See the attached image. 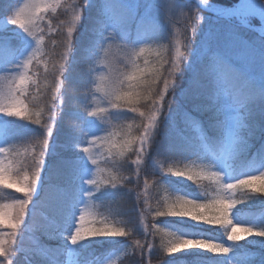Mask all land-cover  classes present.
I'll return each instance as SVG.
<instances>
[{
    "label": "trees",
    "instance_id": "trees-1",
    "mask_svg": "<svg viewBox=\"0 0 264 264\" xmlns=\"http://www.w3.org/2000/svg\"><path fill=\"white\" fill-rule=\"evenodd\" d=\"M16 1L0 0V17L6 14ZM178 1L188 8L185 12L188 16L187 20L179 22L180 25L183 23L181 25V38L183 39V46L185 45L183 47L185 52L191 51V47L194 46L193 42L191 44L186 37V25L196 21L195 14L190 13L191 9L204 16L194 34V38L197 40H201L205 32L204 20L211 23L213 32L225 31V22L215 15L201 11L191 2ZM210 1L219 4H231L236 0ZM102 2L103 0H89L88 4L83 7L82 18L76 25L72 46L69 48L68 60L64 62V65L62 64L64 66L63 73L57 70L59 69L61 48L64 46L65 49L67 48L65 41L63 42L62 33L64 22L68 18V10L67 8L64 9L63 6L50 16V20L57 23L59 27L53 37H46L45 39V47L48 51L47 68L41 71L37 80L38 86L35 85L31 89L28 105L33 113L42 110L44 113L42 124L47 122L46 105L51 102L50 98L54 94L55 84L53 81L56 76H59L60 82V91L55 92L58 97L56 103L58 105L61 101L63 103L60 109L58 108L59 114L52 124L53 128L46 148L45 166L40 188L31 197L24 222L18 229L15 243L12 246L10 256L12 264H63L65 262L67 247L65 242L57 236V231L63 227L67 229L77 201L81 197V189L78 185L83 165L81 144L87 133L84 115L85 104L83 105L82 100L89 91L88 82L85 81L82 71L86 60H88L87 57L100 35L97 29L101 19ZM105 21H107L106 17ZM246 37L264 44V38L255 32H248ZM49 38L56 42L55 45L49 43ZM21 44L22 42H16V50ZM159 55L161 60L158 58L151 69H160L158 74L164 75L169 64L168 49L161 48ZM193 66H195L194 69L186 68L185 63H182L181 72L177 73L176 78H174L175 103L167 113L162 111L150 138V150L147 156L150 158V153L153 151L156 158L166 164L168 172L157 182L153 179V190L146 193V199L150 201L152 208L151 211L146 212L145 217L148 221L154 222L153 226L148 228L149 233L144 236H136L137 233L134 232L137 228L135 208H139L140 205L138 206V204L144 203V201L142 194L137 195L136 199L133 198V194L137 191L136 188L140 187L139 184H142L143 181H149V178L143 174L144 166L149 160L143 165V168L141 167L143 171L141 169L136 173L132 171L131 179L130 175H126L128 173L126 169L131 167L132 157L129 154L113 155L104 162L101 174L104 181L115 177L114 182L117 185H104L102 182L101 190L94 194L93 203L97 213L117 221L120 226L124 227L123 230L127 235L120 236L115 240L92 241L80 249V260L87 262L97 253L103 256L118 248L122 241H128L132 246L136 245L137 247L140 243H142L140 245L145 246L152 245L151 248L145 250L146 264L148 261L150 264H227L223 255L198 252L169 254L166 251L171 240V231H174V228L182 230L185 235L199 234L206 238L218 239L226 234L224 225L195 226L183 217L167 214L164 216L155 215L156 211L167 212L166 206L169 205L170 192L175 191L180 197L188 196V194L197 197L198 191L203 190L205 193L208 191L207 189L211 186V181L208 179L199 178L183 182L175 174L186 168L194 158L201 154L206 158L209 154L218 151L224 141L222 118L219 117V114L215 115L213 110L207 108L196 112L197 118L201 120L203 125V136H199L197 130L190 124L186 125L181 118L185 109L191 110L193 107V101L187 97L186 93L190 90L194 77L199 76L203 80L202 95L196 103L209 105L214 97L219 96L218 94L224 95L222 91H219L221 86H218L217 90L215 81L205 74L204 57L200 58ZM160 81H158L159 86ZM37 87L40 89L39 92ZM142 87L147 94L148 86ZM242 87L252 88L247 84ZM168 99H171V94H169ZM243 105H247L248 110L245 111L246 122L242 127V133L247 136L249 143L245 148L238 149L236 153H231L235 174L241 172L251 161L254 160V165H259L264 159V96H257ZM137 107L139 111L135 113L127 109H120L116 114V122H120L123 117L124 120L134 121L137 124L142 118L140 112L145 113L150 110L151 104L141 101ZM26 121L34 123L30 120ZM220 138H222V143ZM203 140L208 141V145L205 147L202 146ZM150 171V169L146 170L147 174ZM154 175L157 173L152 176ZM175 187L180 190H171ZM235 197L240 202L233 207L236 216L241 217L246 222L257 219L264 226V193L240 189ZM249 201L261 202V204ZM135 203L136 205H134ZM161 221L169 222L170 226L168 227L171 230L161 224ZM53 233L56 235H52ZM10 239L9 236L8 240ZM142 240L143 242H141ZM236 243V249L234 248L237 253L235 255L236 264H264V254L261 253V248L240 241H236ZM133 254V251L126 253L118 264H141L142 253Z\"/></svg>",
    "mask_w": 264,
    "mask_h": 264
},
{
    "label": "rangeland",
    "instance_id": "rangeland-1",
    "mask_svg": "<svg viewBox=\"0 0 264 264\" xmlns=\"http://www.w3.org/2000/svg\"><path fill=\"white\" fill-rule=\"evenodd\" d=\"M25 0H17L16 3L12 6L22 5ZM47 3L54 4L55 10L52 8H48L44 13H42V20L37 21L38 27L43 30V34L46 37H53L55 31L58 29L59 25L54 23L50 20V16L53 13H56L60 8L64 6V9L67 8V19L64 22V31L62 33L63 42L65 41V45L67 43L66 34L69 27L72 26V18L75 15L74 6L78 5L80 0H46ZM116 5H120L124 2V0H113ZM208 3L214 5H221L219 3H213L207 0ZM67 5H66V4ZM143 4L147 6L146 8V15H150L151 17V27H148L146 32L141 35L140 30L137 27L136 21L126 22L120 26H113L110 21H106L108 27H114V38L116 40H120L126 44H128L127 48L119 47L121 42L117 41V45H114L110 54L109 58L113 61L114 66L118 68H122L123 65L127 64L128 67L126 71L130 72L132 70V65L129 63L130 59V49L138 46L140 44H148V51L138 60L139 66L141 68H152L155 65L156 60L160 59V49L167 48L169 53V64L167 65V70L171 67V63L175 60L176 56V49L179 47L181 51H184L185 45L183 46V39L181 38V25L179 24L180 21H186V11L188 8L179 2L178 0H143ZM11 9V8H10ZM192 10V9H191ZM9 11V10H8ZM7 14H4L0 17V64L4 66H0V76H3L8 73H16L19 70L24 71V69H20L19 65L22 61L27 58L33 50L37 47V38L33 37L30 33L24 31L20 27L16 25H12L7 22L6 17ZM189 19V18H188ZM78 21H76L77 25ZM205 32L201 37V40H197L196 38L193 39L192 51L189 52L188 59L185 60L186 68L194 69L193 66L198 60L203 58L201 52L202 49L210 44L214 43L217 46H222V34L223 30L217 33L213 32L211 29V23L209 21H205ZM75 25V27H76ZM225 29V28H224ZM106 31V29H105ZM256 34V33H255ZM253 46L255 47L254 51L250 53L247 58H240L233 56L232 62L236 65H241L245 76L247 77V81L241 80L238 82L237 86L242 87L243 85H248L249 87L259 89L264 87V44L255 40H251L246 37ZM16 42H22L20 47L16 50ZM103 42V37L99 35L97 38V42L94 45L92 51H90L87 59L86 64L84 65L83 69V76L86 82H88V74L90 69L91 71V78L95 80L99 75L100 71H105L103 66L100 64L99 58H97L94 62L93 59L96 55H99V43ZM67 52L69 55V48L65 49V46L61 48L60 53V63L59 68L66 60L62 57ZM185 52V51H184ZM187 55L188 52H185ZM205 59V58H204ZM47 60H48V51L45 47V41L41 46V53L39 58V63L33 62L32 65L29 66L28 72L29 75L33 77L34 80H38L41 74V71L46 70L47 68ZM147 60L148 63L145 65L144 61ZM161 60V59H160ZM98 69L99 71H96ZM167 72V71H166ZM166 72L164 75H166ZM171 81L174 78L168 77ZM243 82V83H242ZM254 84V85H253ZM4 86V81L0 80V87ZM35 85L30 86L27 92L25 93V103L28 104L29 100V93L31 89L34 88ZM89 91L83 97V105L85 104V108L91 110L89 106H96L99 105L101 107L106 106V98L101 93H93L95 92L94 84L88 83ZM160 88H163V82L160 81ZM172 85L170 84V89ZM224 93L223 96L214 97V99L208 104H204L202 109H211L214 111L215 115L219 114V117L222 118V122L225 127L224 131V141L223 146L219 149L216 153H211L209 156L204 158L202 154L196 158H194L190 164L183 168L179 172H189L195 171L199 172L203 170L206 174L205 179L211 181V186L208 188L206 193L203 191H198V196L193 197L188 194V196L180 197L179 194L174 192H170V199H168L169 204L176 203L178 200L182 198L193 199L196 201H204V200H211L218 195L223 194L221 191V185L223 183H234L239 179H244L246 176L249 175H260L264 173V159L260 163L259 166H254V160L243 169L241 172L235 174L232 171V152L238 151V149L245 148L246 145L249 143L247 136L242 133V127L245 125V111L248 110L247 105H240L236 106L233 104L232 99L228 96V89L227 87L221 86V89ZM172 109V108H171ZM120 109H110L109 112L106 114L104 118L97 117L95 115H89V113L85 111V118H86V129L87 133L82 141L81 148L83 152V165H82V172L79 178L78 185L80 186L82 195L77 201L76 209L74 210L73 214L71 215L70 225L67 227H63L61 230L57 231V236H59L62 241L66 242L68 246L67 250V259L65 264H118L123 256L126 253L134 252L137 255L139 252L142 253V260L141 264H146V249L148 248L145 245H131L128 241H122L121 245L111 251L110 253L101 256L100 253L94 255L93 262L88 263H81L78 260V254L81 248H84L87 244L91 243L92 241L103 242L107 240H115L120 236H94V237H87L77 241L76 243L71 242V235L74 233L75 228L78 225V218L81 213L85 214L84 220V227H111V228H121L124 227L120 226L117 221L112 220L109 217L100 215L97 213L93 199L94 194L101 190L102 182H104V178L102 176V170L104 168V162L106 159L113 155H124L129 154L131 158L130 168L126 175H130L136 173L140 169L142 170L143 165L147 162L144 166L145 171L143 174L149 178V181H143L142 184H139L140 187L136 188V192L133 194V198L136 199L137 195L140 196L142 194V198L144 203L138 204L139 208H135L136 212V226L137 228L134 230L136 236H144L145 234L149 233L148 228L149 226H153L154 222L148 221L146 219V212L149 210L151 211V203L149 200L146 199V193L152 188V181L153 179L157 182L163 176L167 175V166L165 163L160 161L156 158V155L153 154V151L150 153V158L147 156L150 150V146L148 147L145 154L140 157L138 163L137 161V154L132 148H127L125 150L116 151L114 150L111 155L107 152L105 148H101L98 151L94 150V158L97 159L98 164H93L91 159L88 157L87 153L83 151V146L87 145L90 138L94 136H105L109 132H117L121 135L115 137L117 143H124L125 140L130 138L138 137L143 129L140 127L142 123H147V116L151 112L150 110L145 112V115L140 118L141 121L134 123V121L124 120L121 118L120 122H116L117 113ZM46 117V116H45ZM47 123L52 125L51 121L47 120ZM193 126L199 136H203V125L201 120L197 119V121L193 124ZM46 128L40 124H34L31 122H27L25 119H21L16 116L8 115L7 113L0 112V148H9L10 151L7 153H0V159L5 158L7 160L13 161V173L16 176L22 177L24 174H28L29 176L32 175V150L35 147L36 151L39 152V148L37 147V142L45 137L46 135ZM50 136H48L49 141ZM220 144V141H219ZM208 145V141L203 140L202 146L205 147ZM138 146V145H137ZM203 153V152H202ZM46 154V150H45ZM231 156V158H230ZM144 162V163H143ZM45 166V157L44 163L42 165V169L40 172L39 180L37 182L35 190L32 192L31 197L38 192L41 184L42 175L44 172ZM152 166V168H151ZM197 166V167H195ZM142 167V168H141ZM150 169L151 171L147 174L146 170ZM125 171V169H124ZM211 172H218L221 174L222 180L217 181L213 177L207 176L208 173ZM152 176L153 174H156ZM97 178L100 187H96L94 185H89L87 181L92 178ZM132 179V176H131ZM179 179L183 182L191 181L184 176H179ZM134 180V178H133ZM135 184V183H134ZM257 185H259V181H257ZM177 186V185H175ZM133 189V188H132ZM240 189L251 190L248 188H239L235 190L233 193H228L233 199H236V193ZM171 190H180L178 187H175ZM26 197L23 194L18 193L15 189H9L4 185H0V205L4 204H12L17 199H25ZM147 200V201H145ZM237 200V199H236ZM249 202H256V201H249ZM240 203V202H239ZM136 205V203L134 204ZM186 219L188 222L195 226L200 225H212L206 222L197 221L192 219L191 217L187 216H179ZM231 219L234 224H240L245 226H250L256 231H264V226L259 223L257 219H253L250 222H245L241 217H237L236 213L234 212V208L231 210ZM166 228L170 229V226L166 221H161ZM173 228V227H172ZM226 230L225 236L221 239H215L213 237L206 238L199 234L197 235H185L182 230L174 228V231H171V240L170 243L175 242L180 237L188 238V239H202L208 241L210 243H220L230 248V251L227 254L222 253H214L208 249L202 247H193L189 246L186 248L177 249L176 252H198V253H208V254H216L219 256H224L228 259V264H236L235 255V244L236 241H230L227 238V233L230 229L227 226H224ZM171 230V229H170ZM12 229L8 228L7 226H0V239L8 240ZM52 235H56L53 233ZM147 237V236H146ZM240 242L249 244L251 246H256L261 248V253L264 254V236H260L257 234L249 235L246 239L239 240ZM237 241V242H239ZM143 242V240L141 241ZM169 243V244H170ZM138 250L136 251V249ZM235 248V249H234ZM145 251V252H144ZM133 254V255H134ZM145 255V256H144ZM2 259V258H0ZM148 259V258H147Z\"/></svg>",
    "mask_w": 264,
    "mask_h": 264
},
{
    "label": "snow or ice",
    "instance_id": "snow-or-ice-1",
    "mask_svg": "<svg viewBox=\"0 0 264 264\" xmlns=\"http://www.w3.org/2000/svg\"><path fill=\"white\" fill-rule=\"evenodd\" d=\"M89 0H80L79 4L74 6L75 15L72 18V26L68 28L66 34V47L71 48L72 38L76 30V21L82 18V9L87 5ZM215 16L224 21L225 31L222 34V46H217L214 43L206 45L202 49V56L205 58V74L211 77L216 85L224 86L228 89V96L236 106L243 105L257 96H264V87L259 89L243 88L237 86L241 80L247 81L241 65H236L232 62V57L247 58L255 49L253 44L246 39L248 32L264 28V0H241L235 7H226L221 5H207ZM48 8L55 10V5L47 3L46 0H25L22 5L11 7L8 11L6 20L12 25H16L24 31L30 33L37 38V47L33 52L25 58L19 65L20 69L16 73H8L0 76V80L4 81V86L0 87V112L8 115L16 116L21 119L33 121L36 124H42L44 119L43 111H30L29 105L25 103V93L30 86L37 85L38 81L34 80L29 75L28 69L33 62L39 63L41 46L45 41L43 30L38 27L37 21L42 20V13ZM147 6L143 4V0H124L120 5H116L113 0H103L101 4V19L97 32L103 37V42L99 43V55H96L92 62L97 58L105 71H100L95 80L91 78L90 69L88 74V83L94 84L95 93H101L106 98V106L99 105L89 106L91 110L85 108L89 115L104 118L110 109H127L135 113L139 111L137 107L141 101L150 102L151 112L147 116V123H142L140 127L142 133L135 138H130L124 143H117L115 137L121 135L117 132H109L105 136L91 137L88 144L83 146V151L87 153L93 164H98L94 158V150L98 151L105 148L109 155L116 151H123L127 148H132L137 154V161L146 153L153 130L156 127L157 121L161 116L162 111L167 113L171 110L175 103V79L169 80L168 77L176 78L177 73L181 72L183 61L188 59L184 51L178 47L176 49L175 60L171 63V67L167 70L166 75H159L160 69L141 68L138 60L148 51V44H140L130 49L129 63L132 65L130 72L126 71L128 65H123L122 68L114 66L113 61L109 58V54L117 41L121 42L119 47L127 48L128 44L116 40L114 38V27H108L105 17L113 26H120L126 22L136 21L137 27L143 35L148 27H151V17L146 15ZM218 9L230 10L227 14H221ZM190 13L196 16L195 22H190L186 25V37L191 42L194 39L195 31L198 25L203 21L204 16L199 15V12L192 9ZM106 29V31H105ZM264 38V32L259 33ZM49 43L55 45V41L49 38ZM192 51V48H191ZM68 60L67 52L62 57ZM147 65L148 61H144ZM167 63V62H165ZM163 67V65H161ZM64 66L61 65L57 70L63 73ZM99 71L98 69H95ZM163 81V88L159 87L158 81ZM55 90L50 98V103L47 107V120L54 124L55 118L58 116L60 106L56 103L58 97L55 92L60 91L59 76L54 78ZM170 84L172 85L170 89ZM147 85V94L142 86ZM203 80L201 77H194L190 85V90L186 93L187 97L193 101L191 110L185 109L181 114L182 120L186 125L193 124L197 121L196 112L204 106L199 101L202 95ZM37 91L40 89L37 87ZM171 94V99H168ZM145 113L140 112L143 117ZM35 117V118H34ZM43 126L47 132L45 137L37 142L39 152L34 147L32 150V175L24 174L22 177L16 176L13 173V161L7 160L6 157L0 159V185H4L9 189H15L16 192L23 194L25 199H17L12 204L0 205V226H7L12 229L10 240L0 239V264H12L10 256L12 246L15 243L18 229L24 222L26 211L31 200V194L35 190L39 180L42 165L44 163L45 150L48 145V136L51 135L52 125L45 122ZM138 145V146H137ZM9 148H0V153L9 152ZM175 175L184 176L189 180H196L205 177L203 170L199 172H177ZM207 176L215 178L217 181L222 180L221 174L218 172L208 173ZM115 177L105 180L103 183L117 185ZM259 181V185H257ZM89 185L100 187L97 178H92L87 181ZM239 188H248L255 193H264V173L260 175H249L244 179H239L234 183H223L221 191L223 194L216 196L211 200L196 201L193 199L182 198L176 203L167 205V212L156 211V216H187L194 220L206 222L209 224H219L227 226L230 231L227 233V238L230 241H239L246 239L249 235L257 234L264 236V231H256L250 226L234 224L231 219L232 208L239 203L233 199L228 193H233ZM85 214L81 213L78 218V225L74 233L71 235V242L94 236H125L127 233L121 228L111 227H84ZM235 236V238H233ZM189 246L202 247L214 253L227 254L230 248L220 243H210L202 239H188L180 237L173 243H170L166 251L171 254L177 249H183ZM148 248L152 245L148 244ZM150 264V261H148Z\"/></svg>",
    "mask_w": 264,
    "mask_h": 264
},
{
    "label": "water",
    "instance_id": "water-1",
    "mask_svg": "<svg viewBox=\"0 0 264 264\" xmlns=\"http://www.w3.org/2000/svg\"><path fill=\"white\" fill-rule=\"evenodd\" d=\"M192 1L196 6H198L200 9L204 10V11H207V12H211V10L208 9L207 7V4L203 3L202 0H190ZM241 0H237L236 2H234L233 4L231 5H228L226 7H235L236 4H238ZM218 11L221 13V14H226L227 11H229L228 9H218ZM214 14V13H212ZM215 15V14H214ZM258 34L261 33V31L257 28V29H254Z\"/></svg>",
    "mask_w": 264,
    "mask_h": 264
},
{
    "label": "bare ground",
    "instance_id": "bare-ground-1",
    "mask_svg": "<svg viewBox=\"0 0 264 264\" xmlns=\"http://www.w3.org/2000/svg\"><path fill=\"white\" fill-rule=\"evenodd\" d=\"M202 1H203L205 4L213 5V4H209V3L206 2L205 0H202ZM240 2H241V1H240ZM240 2H239V3H240ZM239 3H238V4H239ZM238 4H236V6H237ZM229 11H230V10H229ZM229 11H228V12H229ZM228 12H227V13H228ZM258 29H259L260 31L264 32V28H258Z\"/></svg>",
    "mask_w": 264,
    "mask_h": 264
},
{
    "label": "clouds",
    "instance_id": "clouds-1",
    "mask_svg": "<svg viewBox=\"0 0 264 264\" xmlns=\"http://www.w3.org/2000/svg\"><path fill=\"white\" fill-rule=\"evenodd\" d=\"M233 238H235V236Z\"/></svg>",
    "mask_w": 264,
    "mask_h": 264
}]
</instances>
